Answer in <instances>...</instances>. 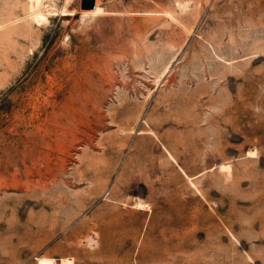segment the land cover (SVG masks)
Instances as JSON below:
<instances>
[{"label":"rangeland","instance_id":"1","mask_svg":"<svg viewBox=\"0 0 264 264\" xmlns=\"http://www.w3.org/2000/svg\"><path fill=\"white\" fill-rule=\"evenodd\" d=\"M38 258L264 264V0H0V264Z\"/></svg>","mask_w":264,"mask_h":264},{"label":"bare ground","instance_id":"2","mask_svg":"<svg viewBox=\"0 0 264 264\" xmlns=\"http://www.w3.org/2000/svg\"><path fill=\"white\" fill-rule=\"evenodd\" d=\"M228 167H230L229 165H222L221 168L227 169ZM146 205H144L143 203H137V207L140 209L145 208ZM62 260V264H73L72 259L69 258H63ZM38 264H54V259L52 258H38Z\"/></svg>","mask_w":264,"mask_h":264},{"label":"water","instance_id":"3","mask_svg":"<svg viewBox=\"0 0 264 264\" xmlns=\"http://www.w3.org/2000/svg\"><path fill=\"white\" fill-rule=\"evenodd\" d=\"M96 7V0H81L82 9H94Z\"/></svg>","mask_w":264,"mask_h":264}]
</instances>
